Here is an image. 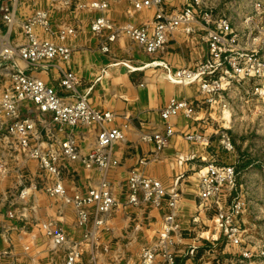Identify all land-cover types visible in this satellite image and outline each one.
Here are the masks:
<instances>
[{
	"label": "built area",
	"instance_id": "1",
	"mask_svg": "<svg viewBox=\"0 0 264 264\" xmlns=\"http://www.w3.org/2000/svg\"><path fill=\"white\" fill-rule=\"evenodd\" d=\"M44 1L43 5L38 0H0V173L9 169L7 163L11 161L21 180L29 177V183L24 182L19 191H9L11 203L24 199L30 188L40 186L49 195L72 205L77 225L85 227L92 222L99 230L105 228L107 219L119 204L112 183L103 176L85 192L75 190L69 194L61 170L73 161L104 172L114 169L119 165L113 153L114 145L125 135L121 127L111 124L115 118L112 111L95 108L88 100V92L77 90L78 77L70 66L72 48L56 40L76 31L71 25L53 28L51 23L52 9L69 5L71 0ZM127 1L131 6L129 15L147 8L153 10V17L140 24L131 19L118 23L107 13L109 0L78 4L100 12L91 19L90 30L101 39L102 51H108L109 43L124 35L147 53L164 51L176 31L191 36L199 29L204 32L202 39L208 47L206 58L192 67L173 68L166 60L156 62L163 67L168 80L184 86L195 85L201 95L197 100L172 98L160 110L164 132L143 135L145 140L154 143L157 154L175 133L171 118L184 115L199 120L197 113L213 107L224 90L235 87L234 82L258 75L260 64L257 63L254 70L247 66L246 60L252 61L254 54L243 45L240 31L226 14L215 11L205 0H189L178 8H171L166 0ZM16 32L17 37L13 38ZM51 71L58 75L57 87L41 75H49ZM82 126L97 128L95 143L86 152L82 151L81 136L77 133ZM210 132L221 137L224 148L232 147L226 129L212 127ZM184 136L198 144L209 141L202 130ZM27 160L38 163L40 181L25 171L23 163ZM138 162L144 165L147 159ZM47 174L52 175L51 182ZM196 174V193L205 210L214 211V229L226 242L240 247L242 258L249 257L248 248L243 245L245 230L238 223L243 203L232 196L237 187L235 167L211 161ZM124 186L125 205L148 204L155 208L165 205L168 208L156 241L142 246L139 258L132 264H184L176 257V245L183 239L179 218L182 192L167 189L159 179L145 175L140 167L128 173ZM7 214L10 218L18 215L12 210ZM42 225L52 248H67L64 264H79L80 242L68 243L63 229H54L50 223ZM87 236L84 232L83 238ZM2 254L0 251V258ZM157 257H161V261H156Z\"/></svg>",
	"mask_w": 264,
	"mask_h": 264
},
{
	"label": "crops",
	"instance_id": "2",
	"mask_svg": "<svg viewBox=\"0 0 264 264\" xmlns=\"http://www.w3.org/2000/svg\"><path fill=\"white\" fill-rule=\"evenodd\" d=\"M89 1L71 0L69 5L53 8L51 23L53 28L62 24L76 28L74 34L57 37L56 40L72 48L70 66L78 77L77 90L88 92V100L95 108L112 111L115 118L111 124L121 127L125 137L114 145L113 153L119 160V165L114 169L104 172L95 167L85 168L79 161L66 164L61 173L69 193L75 190L85 192L89 186L97 185L103 176L109 179L119 204L107 219L105 228L108 229L98 241L101 248L108 245L123 252L138 250L140 254L142 246L156 240L162 227L163 215L168 210L165 205L160 208L148 204L137 207L125 205L126 177L134 167H140L145 175L159 179L167 189L182 192L179 218L183 234L191 237L182 239L176 245V251L186 249L194 243L192 240L200 237L211 235L224 240L213 227L197 230L200 226V212L203 211L198 212L197 208L199 198L196 193V173L199 168L214 161L211 159L213 152L209 143L217 137L210 132L213 124L209 125L206 109L197 113L199 120L184 115L171 118L175 133L157 154L154 153V143L143 138L145 133L164 132L165 125L159 112L170 99L201 98L195 85L184 86L168 80L163 67L156 62L166 60L173 68L194 66L205 59L208 53L207 43L202 39L204 32L199 29L195 34L187 36L182 31H176L165 50L154 53H147L141 45L124 35L110 42L108 51H102L101 39L90 30L91 19L100 12L87 5L78 6ZM166 1L171 8H178L189 0ZM40 3L44 5L45 1L41 0ZM130 7L127 0H109L107 13L118 23L131 19L140 24L153 17V10L147 8L135 11L131 16L128 14ZM19 12L23 13L22 8ZM15 35L17 37V32L12 37ZM41 75L57 87L58 75L55 71ZM96 130V126H82L78 130L83 152L95 143ZM194 130L205 131L209 136L208 143L198 144L187 140L184 134ZM142 158L147 159L144 165L138 162ZM8 163L9 169L0 173V251H3L0 264H62L53 255L42 224L50 223L53 228L61 227L68 232L75 230L73 233L80 236L73 207L62 198L33 191L32 195H26L21 200L27 204L28 211L10 218L7 214L11 210L9 191H19L24 182L29 183V177L21 180L14 163ZM23 164L25 171L40 181L38 163L27 160ZM47 175L51 182L52 175ZM209 212L212 222L214 212ZM177 260L188 264L187 260L179 257Z\"/></svg>",
	"mask_w": 264,
	"mask_h": 264
},
{
	"label": "rangeland",
	"instance_id": "3",
	"mask_svg": "<svg viewBox=\"0 0 264 264\" xmlns=\"http://www.w3.org/2000/svg\"><path fill=\"white\" fill-rule=\"evenodd\" d=\"M205 1L212 5L215 11L226 14L233 26L240 31L243 45L254 54L252 61L246 60L247 66L254 70L257 63L260 64L258 75L234 82L235 87L224 90L221 96L217 97V103L213 107L205 108L206 114L209 115V125L213 124L215 129H226L230 137V149L223 147L221 137H214L210 141L213 152L211 159H214L215 163L231 164L236 169L237 187L232 196L243 203V212L238 223L245 230L242 236L243 245L248 248L250 256L242 258L239 246L210 235L192 240L195 247L190 244L186 249L176 251V257L187 260L188 264H264V0ZM223 103L226 105L223 106ZM66 188L69 193L67 185ZM33 191L54 197L40 186L36 189L30 188L26 195H32ZM198 203V212H203H200V226L197 230L214 228V221L211 222L212 215L209 212L212 209L205 210L200 200ZM10 205L11 210L16 213L28 211L27 204H23L21 200H14ZM29 205L31 206L30 203ZM77 228L78 232L81 231L80 236L73 233L75 230L64 231L68 243L80 242L79 264H130L129 262H135L140 256L138 250L123 252L108 245L101 248L98 240L108 228L98 230L93 227L92 222L85 227L77 225ZM212 231L211 229L210 232ZM84 232L88 233L86 238H83ZM190 237L182 235L183 239ZM155 241L147 245H153ZM51 251L55 258L64 264L67 248L55 247L51 248ZM156 261H161V257H157Z\"/></svg>",
	"mask_w": 264,
	"mask_h": 264
}]
</instances>
